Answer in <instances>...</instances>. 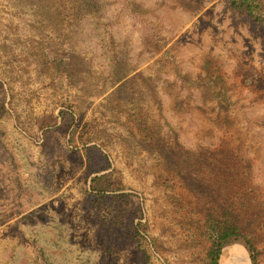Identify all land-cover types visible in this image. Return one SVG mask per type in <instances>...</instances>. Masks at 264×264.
Returning <instances> with one entry per match:
<instances>
[{
    "label": "rangeland",
    "instance_id": "obj_1",
    "mask_svg": "<svg viewBox=\"0 0 264 264\" xmlns=\"http://www.w3.org/2000/svg\"><path fill=\"white\" fill-rule=\"evenodd\" d=\"M211 214L264 264V26L227 0H0V264H208ZM222 264H252L242 239Z\"/></svg>",
    "mask_w": 264,
    "mask_h": 264
},
{
    "label": "trees",
    "instance_id": "obj_2",
    "mask_svg": "<svg viewBox=\"0 0 264 264\" xmlns=\"http://www.w3.org/2000/svg\"><path fill=\"white\" fill-rule=\"evenodd\" d=\"M227 2L235 12L245 13L253 20V22L264 26L263 1L227 0ZM59 65L61 64L59 63ZM106 156L107 159L110 160L109 155ZM110 167H111V163H108L103 170H108L110 169ZM104 178H106V176L95 178L93 182L97 183L98 181ZM93 194L94 197L97 199V203L99 204H101L103 199L106 198L105 197L106 191L104 192V190L95 191V193ZM142 228H143V223L139 222L134 229V239L136 242L139 243H141L144 240H147L148 238L147 233ZM206 232L211 242V246L207 254L208 264H222L223 249L231 238H237L240 240L242 239L250 253L252 264H259V256L261 255V252L256 247L252 239L246 235H243L237 226L223 225L220 221H218L217 218L213 216V214H211V217L207 223Z\"/></svg>",
    "mask_w": 264,
    "mask_h": 264
},
{
    "label": "bare ground",
    "instance_id": "obj_3",
    "mask_svg": "<svg viewBox=\"0 0 264 264\" xmlns=\"http://www.w3.org/2000/svg\"><path fill=\"white\" fill-rule=\"evenodd\" d=\"M241 256V255H240Z\"/></svg>",
    "mask_w": 264,
    "mask_h": 264
}]
</instances>
